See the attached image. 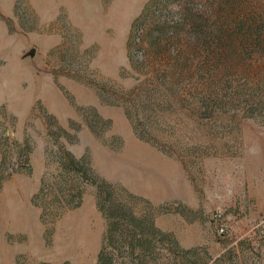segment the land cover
<instances>
[{"label":"rangeland","instance_id":"rangeland-1","mask_svg":"<svg viewBox=\"0 0 264 264\" xmlns=\"http://www.w3.org/2000/svg\"><path fill=\"white\" fill-rule=\"evenodd\" d=\"M193 3L0 0V264H95L105 189L174 242L118 264H264V0Z\"/></svg>","mask_w":264,"mask_h":264},{"label":"trees","instance_id":"trees-1","mask_svg":"<svg viewBox=\"0 0 264 264\" xmlns=\"http://www.w3.org/2000/svg\"><path fill=\"white\" fill-rule=\"evenodd\" d=\"M173 3L176 9L173 15L182 20L178 22L176 19V24L190 22L195 14L201 16L203 13L194 7L193 0H173ZM243 22L241 18L240 23ZM98 206L108 221L105 242L95 264H118L124 253L130 258H133L135 252L138 256L153 253L155 250L149 243L152 238H156L167 251H175V248H172L174 242L155 225L152 218L136 215L124 203L115 201L109 190L102 191Z\"/></svg>","mask_w":264,"mask_h":264},{"label":"built area","instance_id":"built-area-1","mask_svg":"<svg viewBox=\"0 0 264 264\" xmlns=\"http://www.w3.org/2000/svg\"><path fill=\"white\" fill-rule=\"evenodd\" d=\"M221 230H222V228H221Z\"/></svg>","mask_w":264,"mask_h":264}]
</instances>
